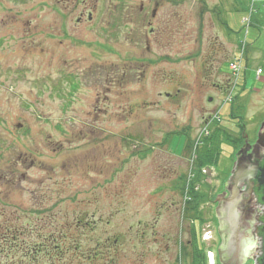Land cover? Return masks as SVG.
Listing matches in <instances>:
<instances>
[{
	"label": "rangeland",
	"instance_id": "obj_1",
	"mask_svg": "<svg viewBox=\"0 0 264 264\" xmlns=\"http://www.w3.org/2000/svg\"><path fill=\"white\" fill-rule=\"evenodd\" d=\"M65 7L0 0V264H190L198 214L215 255V198L264 121V0Z\"/></svg>",
	"mask_w": 264,
	"mask_h": 264
},
{
	"label": "water",
	"instance_id": "obj_2",
	"mask_svg": "<svg viewBox=\"0 0 264 264\" xmlns=\"http://www.w3.org/2000/svg\"><path fill=\"white\" fill-rule=\"evenodd\" d=\"M235 159L230 177L223 183L224 193L215 198L214 217L220 240L216 261L217 264H244L251 259L254 264H264V121L258 126L254 145L239 149ZM252 195L260 211L256 239L252 238L243 209Z\"/></svg>",
	"mask_w": 264,
	"mask_h": 264
},
{
	"label": "flooded vegetation",
	"instance_id": "obj_3",
	"mask_svg": "<svg viewBox=\"0 0 264 264\" xmlns=\"http://www.w3.org/2000/svg\"><path fill=\"white\" fill-rule=\"evenodd\" d=\"M61 1L69 3V7H65V9L66 8L69 9L67 14H71L73 17H75L76 24H79L81 21H84V20L87 21V22L92 21V13H94V5H95V3L98 2V0H88L89 1L88 3H86L85 0H61ZM58 2H60V0H58ZM64 13L66 14V12H64ZM255 140L256 139H254L252 142H249V141H247V138H246V143H247L248 146L252 147L254 145V143H255ZM247 145L244 142V143L241 144L239 149H241L242 147L247 146ZM250 152H251V150H249L247 152V155ZM251 160L254 161V157ZM235 162H236V159L234 160V163ZM224 191L225 190L220 192L217 196L223 194ZM225 197H227V194H226ZM247 202L248 203L243 208L244 211H245L246 224L250 228L251 235H253L252 238L256 239V232H257L258 229H260V225H259V223L257 221V214L256 213H257L258 207L255 204L254 195H252L251 199L249 201H247ZM216 205H217V203L214 202V208L216 207ZM213 216H214V210H213ZM215 222H216V220H215ZM216 228H217V224L215 226V237L217 238V243L219 244L220 240H219V237L217 235ZM251 250H252V248H251Z\"/></svg>",
	"mask_w": 264,
	"mask_h": 264
},
{
	"label": "trees",
	"instance_id": "obj_4",
	"mask_svg": "<svg viewBox=\"0 0 264 264\" xmlns=\"http://www.w3.org/2000/svg\"><path fill=\"white\" fill-rule=\"evenodd\" d=\"M214 139V137H213ZM213 139L209 142L210 146H205L203 145L200 150L197 151V162H198V167H202V166H209V165H213L216 161V158H218V147L216 146V143L213 141ZM217 148V153L215 154V156L212 155L211 153V149L212 148ZM217 162V161H216ZM207 193L204 192V194H200V193H196L194 195H192V197L190 198V201L187 202V208L190 212H193L192 214H196V207L199 206L198 202H201L200 200L203 199H208V197L206 198ZM206 203H209V201H206ZM201 220L202 218L198 215H196V217L191 219V232H192V245H193V255L189 257L190 259V264H207L206 261V252L202 250L201 247H199L198 245V241H197V237H196V231H195V225L201 224ZM214 253V252H213ZM217 264V263H216Z\"/></svg>",
	"mask_w": 264,
	"mask_h": 264
},
{
	"label": "built area",
	"instance_id": "obj_5",
	"mask_svg": "<svg viewBox=\"0 0 264 264\" xmlns=\"http://www.w3.org/2000/svg\"><path fill=\"white\" fill-rule=\"evenodd\" d=\"M236 65L237 64H233V66L231 68L232 71H235L236 70ZM237 66L239 67V65H237ZM208 235H209V233H208ZM207 238L208 237H206V239ZM206 256H207L206 259L208 261V264H214V253L213 252H207V255Z\"/></svg>",
	"mask_w": 264,
	"mask_h": 264
}]
</instances>
